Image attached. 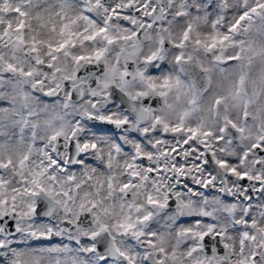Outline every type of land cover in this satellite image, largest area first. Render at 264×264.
<instances>
[{"label": "snow or ice", "instance_id": "1", "mask_svg": "<svg viewBox=\"0 0 264 264\" xmlns=\"http://www.w3.org/2000/svg\"><path fill=\"white\" fill-rule=\"evenodd\" d=\"M172 7L173 0H110V3H106V0H84V7L76 17L70 16L63 7L59 12L49 13L47 17L37 14L36 19L42 21L39 25L41 28L53 17H60L62 22L55 42L51 37L38 39L39 31L27 42L31 47L26 53L30 51L33 54L34 67L29 71L20 69V74L32 77L31 87L34 90L39 88L45 97L64 93L65 109L74 100H83L87 107L81 105L84 109L81 113L83 119L75 123L64 122L63 117H60L61 122L58 124L55 120L49 121L45 143L35 150L38 159H33L31 146L15 162L11 158L0 159V264H88L80 253L91 255L97 264H136L137 257L133 254L132 245L122 237L131 236L137 243L142 241L155 247L153 237L156 233H145L143 228L137 227L144 225L153 216V212L148 211L145 205L166 209L170 198H175L179 205L186 192L195 195V189L209 186L219 193H227L228 197H235V202L224 204L219 209L232 218L233 226L217 230L214 224L209 223L202 230V218L214 217L218 210L215 206L207 207L205 199L206 207L201 208L199 213L191 214L188 226L183 229L184 236L192 242L185 254L191 264H230L231 257L216 254V246L212 241L215 240L226 250L229 248L227 234L233 231L239 238L238 264H264V135H259L255 142L243 148L236 159L223 155L217 158V153L222 154L226 149L213 147L211 131H202L199 127L185 128L183 121L188 115L187 111L181 113L180 123L171 127L159 114L164 107H170L167 102L170 93L173 90L179 91L182 82L178 77L158 80L148 76L146 68L129 71L131 64L127 58L123 67L120 66L119 56L111 67L105 60V54L113 45H119L123 52L129 47L136 49L145 39H151V30L158 22L166 20ZM14 11L20 17L29 15L19 6ZM94 12L102 15L103 23L99 26ZM176 15L180 19L187 13L177 11ZM257 19L264 20V0H254L251 5L245 0L244 7L226 28L221 16L213 22L212 32L203 39L197 38L194 45L205 52L215 51L216 67L229 61H239L251 49L244 40H236L234 36L241 30L249 32ZM81 23L83 27H80ZM24 24L23 19L18 20L15 35H11V23L5 24L0 31V40L9 37V41L24 46ZM193 31V25L187 24L179 41L173 43V47L178 50L175 56L177 64L190 63L192 60V56L185 55L182 50ZM51 32H57L55 25ZM97 42L100 46H95ZM41 44L47 49L43 57L38 54ZM88 44L93 45L91 51L80 54L71 51L77 46L84 49ZM159 44L160 48L144 57L143 64L150 65L157 58L163 59L159 53L165 41L161 38ZM228 48L237 49L235 55H226ZM61 55L72 61L70 73L58 64ZM102 61L105 64L103 78L95 72L79 74L82 64H99ZM4 67L9 71H18L13 63H7ZM201 70L205 73L211 71L203 66ZM134 80L141 83L135 91H130V84ZM243 82L244 78L241 77V86ZM241 86L235 90V99L244 95ZM114 88H119L128 97V107L124 111L120 109ZM150 96L160 97L163 107L156 109L147 104L145 98ZM221 102L222 98L217 96L215 104ZM249 102L247 98L241 101L245 121L249 116ZM193 103L189 101L190 105ZM148 121H151V129L143 127ZM85 124H89L94 133L100 135L87 131ZM157 126L164 133L185 132L188 135L175 143L166 137L153 139L150 133ZM232 129L238 134L246 131L244 126H238L225 117V125L215 135V144L224 142V134ZM137 132L139 136L135 135ZM105 134H111V139ZM240 138L244 139L243 135ZM231 143V138H228L227 144L230 146ZM122 152L130 157L122 165L121 175L127 177L126 182H119L111 172L112 164L120 158ZM87 154L94 155L97 160H105V168L109 171L98 184H91L92 192L81 194V188L91 182L97 173L95 167L87 164L84 158ZM213 164L227 171L223 176H217L211 171ZM10 167L17 177L15 182L7 175ZM72 169L82 170L79 179ZM169 173L168 179L174 180V184L171 187L167 182L158 184V178ZM149 184L152 190H147ZM105 190L108 198L113 192L124 196L132 192V200L126 203L121 200L120 207L124 215L118 223L112 225L114 231L109 230L97 211H109L108 208H101L103 199L100 193ZM153 191L158 195H154ZM137 197H142L143 203H136ZM44 201H47L46 205ZM220 203L219 199L214 201V205ZM190 204L191 201L183 206L189 207ZM140 212L143 214H136ZM86 215L93 217L97 225L95 230L82 231L80 221ZM73 229H76L75 233ZM14 233L22 239H32L42 245H50L55 237H65L76 243V255H71L73 249L68 245L11 248ZM104 236L107 239L102 241ZM209 246L212 255L204 251ZM159 251L164 253L163 248ZM144 264H148L147 259ZM158 264H164V261L160 260Z\"/></svg>", "mask_w": 264, "mask_h": 264}, {"label": "clouds", "instance_id": "2", "mask_svg": "<svg viewBox=\"0 0 264 264\" xmlns=\"http://www.w3.org/2000/svg\"><path fill=\"white\" fill-rule=\"evenodd\" d=\"M221 3H225L226 0H221ZM52 12H59L61 7H63L67 13L76 17L80 13V9L84 7V0H72L71 6H55V5H46ZM217 10V4L215 2L209 3L206 8H201L199 5L193 10L190 7L179 8L172 7L169 11L168 16L172 17V22L168 21L166 18L163 22H158L156 26L151 30L152 39L148 43H141V45L132 49L131 47L126 48L125 51L121 52L119 45H113L110 47L108 52L105 54V60L108 62V66L111 67L116 59L119 56L120 66L123 67L124 61L127 58L128 62L131 64L129 71L135 72L137 69H147V75L162 79L163 77L170 78H179L182 82L179 91L182 93L177 97L176 90H173L167 98L168 105L170 107H164L163 111L159 114L161 115L164 122H166L169 127L174 126L180 123L181 113L187 111L188 115L183 121V126L185 128L199 127L202 131L207 130L213 133L211 137V142L214 148H225L226 150L221 154L217 153V158H220L221 155L225 157H231L233 159L238 158L241 154V150L251 145L255 142L256 138L259 135H264V32L259 34L250 35L246 40V44L250 46V51L242 55V59L239 61H229L219 67L214 65V56L216 52H205L203 49H200L194 45V41L197 38L203 39L205 34L211 33V27L207 29H200L199 23L197 22V27L190 34V40L186 43L185 48L182 50L185 55L191 53L192 60L190 63L181 62L180 64L176 63L175 56L177 55L178 50L173 47L174 42H178L185 27L187 26V20L191 19L193 16L200 15L202 12L214 13ZM177 11L186 12L187 15L183 18H177ZM93 15L96 16V19L99 24L103 23L102 15L94 12ZM214 17L210 16L209 19ZM60 17H54L51 21H47L44 24V27L39 26L40 36L38 39H44L51 37L53 42H55V37L58 35L59 25L61 23ZM55 25L57 32H51L52 26ZM80 27H83V23L80 24ZM226 27V25H225ZM167 29V30H165ZM199 32V36H197ZM32 36L26 40L24 46L17 45L14 41H7L5 43V48L10 49L17 56L21 53L29 50L31 45L27 43L30 41ZM163 39L165 41V46L162 48V51L159 53V56H163V59L157 58L152 64L145 65L143 64L144 57L150 55L157 48H160L159 40ZM234 39L238 37L234 36ZM95 46H100L99 42ZM258 46V47H257ZM93 45L88 44L84 49H81L79 46L71 49L73 54H80L81 52H88L92 50ZM47 49L41 44L39 45V55L44 56ZM237 49L230 48L226 51V55H235ZM28 56L34 58L33 54L28 51ZM58 64L65 68L68 73L72 71V61L70 59H65L63 55L60 56ZM247 64V67H245ZM201 66L212 68L213 71L205 73L201 70ZM105 71L104 62L97 63H84L79 68V74H84L85 72H95L97 75H100L103 78V73ZM241 77L244 78L242 86L240 85ZM119 81H117L118 83ZM139 80H134L130 84V91H135L140 85ZM238 86H241V92L244 94L240 99H235L234 94ZM188 88L189 91L184 92L183 90ZM116 93V98L119 101L121 111H124L128 107V97L124 96L120 92L119 88L113 89ZM40 99L49 104H56L59 100L61 104L64 103V93H60L55 96H43L42 93H39ZM219 96L222 98V102L219 105L215 104L216 97ZM249 99L247 106V111L249 113L248 119L245 121L243 117V106L242 99ZM146 103L150 104L153 108L160 109L163 107V101L158 96H150L145 98ZM189 101H194L193 104H189ZM81 105L87 107L84 104L83 100H74L71 103V106L67 109L70 113L68 116V121L75 123L77 120H82L81 113L84 110ZM59 108V106H58ZM60 110H63L62 108ZM130 118L132 114L127 113ZM225 117L230 118L237 123L238 126H244L246 131L243 134L236 133L235 129L231 131H226L224 134L226 139L220 145L215 144V135L219 134V129L221 126L225 125ZM143 127H148L151 129V121L146 122ZM108 135L111 139V134ZM139 136L137 132L135 134ZM150 135L153 139L158 137H166L172 143L180 140L181 137H186L188 133L179 132L172 133L171 131L164 133L160 126H157L154 130L151 131ZM243 135L244 139H241L240 136ZM135 139V136L132 137ZM231 138L232 143L229 146L227 144V139ZM141 139H146L141 137ZM199 139H197V143ZM39 143L43 144L45 141H40ZM163 149V145L160 146V150ZM22 151H19L15 148L6 149L0 152V159L7 160L11 158L14 162L22 155ZM123 158V161L126 162L130 159L125 153H121L120 158ZM88 165L95 167L97 169L96 175L93 177V180L89 183H86L84 187L81 188L80 193L92 192L91 184L96 183V177L100 174H106L108 171L105 168V160H97L94 155L87 154L84 157ZM120 158L117 160V163H120ZM33 159H38V156L33 157ZM149 163H154L149 162ZM231 166V165H229ZM77 173L78 179L80 178L81 169H72ZM123 171L122 165L119 168L117 178L119 182H126L127 177L122 176ZM211 171L217 176H223L227 169H220L215 164L212 165ZM9 176L13 174V169L10 167L8 169ZM169 174H164L162 178L158 179V184L163 185L167 182L168 186L171 187L174 184V180L168 179ZM155 179V177H153ZM194 183V181H190ZM231 186V182L229 184ZM149 190H152L151 184H149ZM177 190V189H173ZM195 195L192 192H186L183 197H181L182 203L177 204L175 198H170L169 206L166 209L160 211V217H157V209L152 208L151 206L145 205V208L148 211L153 212V216L148 220L144 225H138L137 227L143 228L144 232L149 231L156 233L153 237L155 247H150L144 244L142 241L137 243L135 240L128 237H122L127 239L132 247L133 254L136 255V264H144V260L147 259L148 264H158L160 260L164 261V264H191L190 259L185 255L188 248L192 246L190 239L186 238L183 234V229L188 226L189 213H199L201 208L206 207L205 199H207V207L215 206L218 210L215 212L214 217L202 218V230L207 227V224L212 223L219 230L218 225L221 223H227V221L222 219V209L224 204L235 202V197H228L227 193H219L212 186L204 189H195ZM154 195H158L153 191ZM228 197V198H226ZM100 198L103 199V204L101 208H108L109 211L104 213L101 209H97L100 212L101 220L108 225L109 230L112 229V225L118 223L119 220L124 215V211L121 209L120 204L123 199L125 203L132 200L127 198L121 193L113 192L110 198L107 197L106 190L100 193ZM158 198L162 199V196ZM219 199L220 204H215L214 201ZM191 201L189 207H184L183 204ZM136 203H143L142 197H137ZM240 207H243L241 203ZM142 215L143 212L136 213ZM135 215V214H134ZM164 218H171L167 220L163 226L159 220ZM82 231H93L97 225L93 222V217L86 215L81 217L80 221ZM74 233L76 229H73ZM114 231V230H113ZM230 232L228 233L229 239L227 240L229 244L228 249H222V246L218 244L215 240L212 241V244L216 246V254L225 256V258L231 257L230 264H238V258L240 256L239 247H237L239 241L236 237L232 236ZM81 234V233H76ZM231 237V238H230ZM107 237L104 236L101 238L102 241L106 240ZM164 249V253H160V249ZM205 252L209 255H212L211 246L206 247ZM159 253V255H157ZM88 259V264H97L96 260L91 256L85 254Z\"/></svg>", "mask_w": 264, "mask_h": 264}, {"label": "rangeland", "instance_id": "3", "mask_svg": "<svg viewBox=\"0 0 264 264\" xmlns=\"http://www.w3.org/2000/svg\"><path fill=\"white\" fill-rule=\"evenodd\" d=\"M7 1H8L7 7L9 9V15L0 16V31L7 21L9 20L15 21V20L23 19L25 22L24 27L27 28L26 40H28L30 36H33L39 30V25L42 21H38L36 19L37 14H42L45 17H47L49 13H54L48 7H46V5H55L60 7V6H71L72 4V0H7ZM212 1H214L217 4V10L214 13L202 12L200 15L193 16L191 19H188L186 22L191 23L194 29L197 27V22L199 23V27L202 30L207 29L210 26L212 32L214 21L218 20L219 17L222 16L223 17L222 24L224 27L225 25L227 27V25L234 20L236 15L239 14V11L244 7L245 4V0H226V5H227L226 7L225 3H221V0H212ZM253 2L254 0H247V3L249 5H251V3ZM13 5L22 7L24 11L29 13V15L20 17L18 16L17 13L14 14L10 8V6ZM197 5H199L201 8H205V4L202 0H186V1L174 0L173 2V7H179L182 9L187 6L194 10ZM210 16L214 18L209 19ZM167 19L168 21L172 22L171 16H168ZM261 32H264V20L257 19L255 25L252 27V29L249 32L245 33L241 30L240 32L236 33L235 36L238 37V39L236 40L245 41L250 35L259 34ZM199 34L200 33L197 32V36H199ZM151 39H145L143 43H148L151 41ZM1 52H2V54L0 55V63H2L0 67L1 69H4L5 68L4 65L7 63L21 65L19 67V70L22 69V67L27 68L28 70L32 69L31 57H29L26 52L21 53L19 56H17L16 53H14L8 48H5L4 42L2 44ZM189 54L191 55V53ZM245 67H247V64H245ZM210 69L211 71H213L212 68ZM2 80H4V102L0 106V152L10 148H15L18 149L19 151L24 152L29 146H31L33 148V157H36L37 156V153L35 152L36 148L32 145L30 138H28V132H27L28 129L20 125L21 115H23L21 104L23 102H30L34 116L33 119L37 122L40 130H42L43 133L49 130L48 128L49 121L55 120L56 123L58 124L61 122L60 117H63L64 122H69L68 116L62 115V111L58 110L59 100L56 102L55 105L42 101L40 99V96H36V95H29L28 97H24L22 100H20L21 92H23V94H27L29 93L28 90L33 89L31 87L32 80L30 79V77L22 76L20 74V71H17L14 75L8 74L7 76H3L2 79L0 80L1 85H2ZM183 91L187 92L189 91V89L185 88ZM181 94L182 93L180 91H177L176 93L177 97H179ZM15 99H16V104L14 103ZM90 132L93 133L94 131L90 130ZM93 134L98 135L97 133H93ZM124 163L125 162L121 157L119 164L117 163V161L112 164L111 172L112 173L114 172L113 174L114 176L117 177L119 168ZM7 175L9 176V173H7ZM103 176L104 174L102 173L96 177L97 184L101 179H103ZM9 178L13 182L16 181L17 177L15 176L14 171L11 177L9 176ZM146 187L148 190V186ZM125 197L133 199L132 192L130 193V197L128 196ZM237 211L239 210L237 209ZM166 219L167 218L159 220L161 226H163L164 223L167 220H170L171 218L167 220ZM222 219L225 221L229 220V217L226 216V214L223 211H222ZM226 224L227 223H221L218 225V227L224 226ZM231 235L234 236L233 233H231ZM55 238L51 240L50 245H42L34 242L32 239H26V240L22 239L18 234H15L12 237V243L10 247L31 249V248H40V247H50L52 245L62 246L61 242L54 241ZM69 247L73 249L71 255L73 256L76 255L75 249L77 247L73 245H69ZM81 256L85 261L88 262V259L87 257L84 256V254Z\"/></svg>", "mask_w": 264, "mask_h": 264}, {"label": "flooded vegetation", "instance_id": "4", "mask_svg": "<svg viewBox=\"0 0 264 264\" xmlns=\"http://www.w3.org/2000/svg\"><path fill=\"white\" fill-rule=\"evenodd\" d=\"M106 3H110V0H106ZM14 103H16V99H15V101H14ZM2 104V103H1ZM1 104H0V106H1ZM64 104V103H63ZM63 104H62V108H64L63 107ZM85 129L86 130H88L86 127H85ZM39 130H40V128H39ZM48 133H49V130H47V132H45V133H43V131L42 130H40V134L42 135V141H45V137L48 135ZM98 134V133H97ZM98 135H100V134H98ZM159 179V178H158ZM147 186H149V185H147ZM148 190H149V187H148ZM127 196L128 197H130V194H129V192H128V194H127ZM159 212H158V214H157V217H160L159 216V213H160V211L161 210H163V209H157ZM238 210H239V208H238ZM190 215L192 214V213H189ZM167 219H169V218H167ZM166 219V220H167ZM225 226H227V227H229V228H231L233 225H232V218H230L229 220H227V224L226 225H224V226H221V227H219V228H223V227H225ZM233 235H234V237H236V239L239 241V238H238V234L236 233V232H234L233 233ZM231 238V237H230ZM131 244V243H130ZM237 247H239V243H238V245H237Z\"/></svg>", "mask_w": 264, "mask_h": 264}]
</instances>
